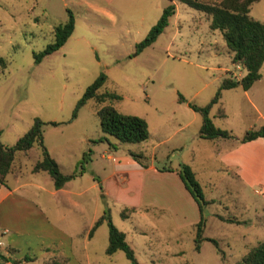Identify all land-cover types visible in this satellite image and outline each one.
<instances>
[{
  "label": "rangeland",
  "instance_id": "1",
  "mask_svg": "<svg viewBox=\"0 0 264 264\" xmlns=\"http://www.w3.org/2000/svg\"><path fill=\"white\" fill-rule=\"evenodd\" d=\"M169 2L173 3L174 12L166 25L152 42L136 51L134 44ZM259 4L252 3L250 14L256 15ZM66 9L73 15L71 32L58 48L34 61L32 53L52 40V27L66 19ZM224 67L233 69L219 31L208 27L204 13L178 0H0V142L12 144L34 116L42 121H59L42 125V144L62 169L74 170L75 175L83 172L71 182H85L86 177L95 179L89 171L98 175L105 171L102 167L109 150H102L106 141L97 140L101 135L116 142L117 150L141 151L143 159L153 156L156 163L171 167L181 162L188 164L204 199L212 198L203 206L204 226L198 249L193 248L198 210L190 195V205L183 198L180 201L183 222L174 217L178 211L174 214L151 208L142 212L144 215L121 217V208L109 201L108 206L99 198L97 204H93L94 199L90 204L89 196L96 188L88 190L87 211L94 206L95 214H100L106 208L112 224L125 233L126 242L141 264H236L241 254L264 236L261 198L233 168L220 164L218 149L227 142L198 137L199 113L177 99L179 94L193 103H206L225 76ZM234 70L237 78V71L244 72L243 68ZM99 72L105 79L98 91H113L119 97L100 103L88 98L78 107L75 117L67 120L76 99ZM258 84L252 85L247 94L240 86L221 89L218 101L208 110L212 123L238 135L247 125H258L261 119L248 100L249 97L264 112V87ZM103 103L142 117L147 124V137L118 141L103 133L95 114V108ZM217 108L222 109L223 116L217 115ZM185 121L187 124L179 127ZM39 156V145L33 143L26 154H15L13 165L21 175H30V167ZM34 175L43 180L42 184L51 185L45 172ZM7 178L11 180L10 173ZM32 192L29 187L26 194L18 196L16 206L22 213L0 220V225H4L0 226V239L9 234L14 245L20 246L14 250L19 254L27 249L22 247L24 244L33 247L42 237L46 240L48 229L52 228L49 221L61 212L66 213L62 223L69 230L80 223L79 213L71 206H55L47 193L35 196ZM42 197L49 221L38 223L27 211L36 212L31 202ZM216 214L237 221L221 219ZM132 225L142 232L130 231ZM2 227L9 231L2 233ZM94 229L87 244L90 264H130L121 250L109 255L104 252L105 222ZM207 238L214 239L216 245ZM43 262L41 257L25 261Z\"/></svg>",
  "mask_w": 264,
  "mask_h": 264
},
{
  "label": "trees",
  "instance_id": "2",
  "mask_svg": "<svg viewBox=\"0 0 264 264\" xmlns=\"http://www.w3.org/2000/svg\"><path fill=\"white\" fill-rule=\"evenodd\" d=\"M184 4L204 13L208 19V27L217 29L223 39L229 60L232 64H238L244 69V73L235 78L232 75H226L219 81L213 95L204 104H196L186 100L183 96L177 94L179 101H185L187 105L200 115V124L198 127V137L218 138L231 136L229 130L215 126L209 115L208 110L213 103H216L220 96V90L224 88L239 85L241 88H247L254 80L260 76V65L264 59V21L254 18L249 14L251 3L257 0H178ZM174 11L172 2L162 7L156 21L148 28L142 39L134 44L135 50H140L152 42L157 34L161 32L167 23V18ZM66 19L53 25L52 40L44 45L42 49L32 53L34 61H38L44 54H47L58 48L67 38L73 28V15L69 9H66ZM105 76L99 72L90 83H88L80 96L76 99L70 116L67 120L75 117L76 111L88 98H93L98 103L117 99L119 95L113 91L102 90L98 88L102 85ZM95 114L98 120L99 129L106 134L113 136L118 141H140L147 137L148 130L145 120L135 114L122 113L117 111L112 105L103 103L95 108ZM217 115L223 116L221 108H217ZM56 124L59 121H42L37 116L32 118L29 127L20 134L10 145H4L0 142V183H4L5 175L13 170V159L17 152L26 154L33 143L39 145L40 156L34 160L30 170L32 172L43 171L51 179L55 188L60 187L64 181L73 177L74 170L63 173L60 171L57 162L50 156L45 146L42 144V125L44 123ZM257 136L264 137V125L255 129L244 131L240 140H248ZM97 140H106V136L101 135ZM128 154L139 164L145 165L141 151L129 150ZM85 152L81 159L84 160ZM81 167V166H80ZM164 169H173L181 180L184 188L193 198L198 210V219L194 223L193 248L198 249L201 239V230L204 226V216L202 214L203 206L212 199H204L200 185L196 180L193 171L186 163H179L178 166ZM133 209L132 206H124L119 210L121 217H127ZM219 218L237 221L233 217H224L216 214ZM105 222L107 227L106 245L104 252L111 254L116 250H121L130 264H141L135 257L131 246L126 242L123 231L116 228L109 217L106 208L94 219L89 227L87 234L90 235L94 228ZM209 239L214 245L216 241ZM52 248L44 247L43 251L49 253ZM14 249L6 246L0 251V264L4 261H10L12 264H26L25 261L31 260V256L23 254L17 258L13 255ZM50 254V253H49ZM44 264H66L65 260L51 255ZM236 264H264V236L248 247L236 261Z\"/></svg>",
  "mask_w": 264,
  "mask_h": 264
},
{
  "label": "crops",
  "instance_id": "3",
  "mask_svg": "<svg viewBox=\"0 0 264 264\" xmlns=\"http://www.w3.org/2000/svg\"><path fill=\"white\" fill-rule=\"evenodd\" d=\"M257 2L260 4L256 10V15L250 14L252 3L249 7V14L254 18L264 21V0H257ZM263 63L264 59L259 68V78L254 80L247 88H242L245 94H247V90L254 84L259 83L258 86L261 85L262 88L264 87V80H262L264 77V71L262 70ZM232 66L233 69L224 67L225 76L235 74V67H237V70L242 68L238 64H232ZM237 73L241 76L244 72L240 74V72L237 71ZM248 100L261 121L258 125H247L244 131L264 125V112L261 111L258 105L249 97ZM185 124H187V121L179 125V127ZM244 131L241 134L239 133V135L230 132L231 136L224 138L218 137L217 140L220 139L223 142H227V144L218 149L217 158L222 167L233 168V171L239 176L242 182L254 193L258 194L262 201V208H264V137L257 136L242 141L240 140V137ZM105 141L106 145L102 146V150H109L105 155V165L102 167L105 168V171L101 175H98L94 171H89L95 176L96 180L93 177H86L85 182H81L80 180L71 182L73 179L82 176L83 172L79 171L77 175L64 181L60 187L55 188L52 185V182L51 185H45V183L42 184L43 180H40L37 175H34V173H37L38 171L31 172L30 175L24 176L20 174L18 167H15L14 165L13 170L5 175L4 183H0V220L5 217L9 218V214L18 215L22 213L23 210L19 209V207L16 206V203L19 201V194H26V190L29 187H32V194L35 196L39 193L45 192L51 197V203L55 206L57 204L69 205L79 213V216L77 217V222H80L79 225L75 227L74 230H69V228L62 223V220L64 221L66 219V213L61 212L57 218L49 221L48 218H46L43 207L45 204V200H43L44 198H40L42 200L34 199V203L30 201L36 212L33 213L31 210H28V215L36 218L38 223L40 221L43 223L49 221L52 228L48 229L49 235L46 237V240L42 237L33 247L24 244L22 247L25 246L28 251H22L20 254L17 253V251L13 252L15 257L20 258L23 254H27L31 256L32 259L41 257L42 261L45 262L48 257L55 255L58 258H63L66 264H72L73 262L79 264L82 260L84 261V264H90L87 244L90 239L93 238L95 229L90 235L87 234V231L94 219L99 215L95 214L94 206L91 207L89 213L87 211L88 190L92 191L94 188H96V192H94V194L91 193L89 196V202L91 205L93 199V204H97L99 198L100 200L104 199L106 205L109 201L111 204L117 205V207L120 208L124 206H132L133 209L128 214L127 218L134 214L144 215L143 213L147 211V208L155 209L157 211H167L168 213L174 212V214L175 211H178L179 215L174 217L177 220L181 219L180 221L183 222V219L185 218L183 215L184 208L181 207L180 201L183 198L185 202L190 205V199L188 196L190 194L184 188L175 170L164 169L165 166L169 165L156 163L153 156L152 158L149 157V159H144L145 165L143 166L128 154V151L131 149L118 148L119 150H117L115 147L116 142H110L107 138ZM90 143V140L87 141V148H89ZM65 146L66 145L63 144L62 147L64 148ZM46 150L57 162L61 172H70V169H62L61 164L56 157L51 155L48 147ZM100 156H102V154H100ZM170 168L174 167L170 166ZM9 173L10 181L9 178H7ZM45 199L47 200L48 198L45 197ZM81 215H83L84 218H82ZM7 230L9 231V228L6 229V227H2L1 232H7ZM131 230L142 232V230L136 225H132L130 231ZM39 234L37 236H39ZM14 244L15 243H13V240L10 239L8 234L3 240L0 239V251H3L6 246L11 247L14 250L20 248V246ZM105 245L106 243H103V250ZM44 247H49L53 250L50 251L49 254L46 251H43ZM2 264L12 263L7 260L2 262Z\"/></svg>",
  "mask_w": 264,
  "mask_h": 264
},
{
  "label": "built area",
  "instance_id": "4",
  "mask_svg": "<svg viewBox=\"0 0 264 264\" xmlns=\"http://www.w3.org/2000/svg\"><path fill=\"white\" fill-rule=\"evenodd\" d=\"M236 78V74L233 75Z\"/></svg>",
  "mask_w": 264,
  "mask_h": 264
}]
</instances>
